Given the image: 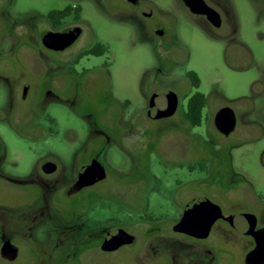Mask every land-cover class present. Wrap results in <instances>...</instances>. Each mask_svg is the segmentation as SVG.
<instances>
[{
	"label": "rangeland",
	"instance_id": "1",
	"mask_svg": "<svg viewBox=\"0 0 264 264\" xmlns=\"http://www.w3.org/2000/svg\"><path fill=\"white\" fill-rule=\"evenodd\" d=\"M205 2L219 8L222 15L223 26L219 30L213 29L214 33L201 19L193 16L181 0H140L137 7L123 0H4V5L7 6V16L19 23H28L55 10L71 9L66 25H79L82 22L84 32L63 54L65 61L61 59L60 62H73L79 50L90 48L95 42L106 47L103 55L83 58L79 64L71 67L77 73L95 68L100 74H107L115 99L111 122L116 129L122 130L127 122L126 113H134L142 104L145 76L160 64L163 65L160 83L173 88L181 81L188 94L194 93V90L186 77L187 72H194L200 78V92L209 95L217 91L228 98L249 97L253 83L264 79V70L248 68L251 52L258 61L263 56L260 50H264V0ZM149 12L150 16L147 17ZM49 28L45 26V29ZM155 29L160 31L158 36H155ZM87 32L94 38L85 45ZM13 42L11 37L4 35L0 42V54H8ZM168 53L173 57L165 62V56L170 55ZM225 54L230 61L228 65L224 62ZM236 58L240 62L235 70ZM33 61L42 66L35 55ZM0 93L4 100L9 95V90L1 83ZM59 95L65 97L63 93ZM126 101L130 102V106L125 110ZM209 101L212 110L221 103L218 99ZM259 113H264L261 106L256 114ZM38 118L40 126L33 123L31 127L35 130L40 128L41 135L26 137L28 139L18 136L7 123L0 122V139L6 146V155L0 165L3 172L22 178L32 177L36 173L38 158L49 154L57 156L63 168L72 171L76 154L82 149L91 130L88 118L78 116L73 107L59 97L48 98ZM172 121L173 118L160 119L154 121L153 125L160 127ZM205 124L207 129L213 130L208 121ZM189 133L187 136L175 133L173 129H165L152 137L149 133H137L132 138L116 134L103 153L102 161L108 170V178L90 191L88 209L95 206V210L83 220L86 225L94 223L108 227L110 235L114 229H124L136 237L133 246L110 254L92 248L90 244L74 247V238L63 230L64 225L73 223L61 218L63 204L59 200L55 207L52 205L50 208L53 225L48 230H40L44 224L42 222L27 230L31 225L26 222L28 209L39 206L40 199L30 206L19 200L3 215L4 227L0 235L13 236L20 248V255L13 263L3 262L0 258V264H169L168 260L159 261L156 258L157 237H162L164 246L171 245L166 234L162 236L164 232L158 229L162 224L175 222L181 213L185 185L176 187V195L158 197L152 193L160 185L147 182L146 167L153 168L152 171L162 177L163 184L173 186L177 179L187 178L185 171L173 172L171 169L180 161L181 153L190 150L188 160L194 157L193 161L203 166H195L194 180L204 176L213 183L220 176L234 175L259 177L264 183V168L259 163L264 142L256 147L251 146L249 140L242 147L229 152L220 146V139L215 133L203 127ZM255 133L256 130L249 128L250 135ZM211 153L222 162V166L216 168H222V173H216L215 168L209 169L210 164L204 160L202 155ZM199 156L202 157L200 160ZM62 184L63 181L57 187H63ZM101 194L111 196L102 199ZM146 197L150 198L147 212L143 207ZM107 206L111 208L110 211H106ZM14 225H17L18 231L10 232ZM173 237L176 235L173 234ZM225 238L234 243L228 232ZM168 249L184 257L190 254L187 248L177 245H171ZM244 251L231 246L211 253L217 257L218 264H238Z\"/></svg>",
	"mask_w": 264,
	"mask_h": 264
},
{
	"label": "flooded vegetation",
	"instance_id": "2",
	"mask_svg": "<svg viewBox=\"0 0 264 264\" xmlns=\"http://www.w3.org/2000/svg\"><path fill=\"white\" fill-rule=\"evenodd\" d=\"M123 1L137 7L140 0L134 4L127 0ZM211 8L220 16L221 25L218 28L212 26L205 16L193 14L187 9L193 16L201 19L211 33H214L213 29L219 30L222 28L223 19L218 7V9ZM66 9L52 11L58 13L57 18L53 20L50 19V12L47 16L36 17L28 23H19L7 16V6L4 5V0H0V42L6 34L14 41L8 54H0V83L9 90V95L5 100L0 93V122L7 123L12 131L22 138L39 137L41 135L40 128L35 130L31 125L35 123L39 127L38 117L44 103L50 97H59L60 100L71 105L78 116L88 118L91 123L87 141L82 149L77 152L72 171H67L63 168L59 158L51 154L38 158L35 166L36 173L32 177L22 178L18 175L7 174L0 167V234L3 232L2 227H4L2 225L3 215L8 209H12L13 205L16 204L15 202L19 200L21 202L23 200L26 205L30 206L40 199L38 202L39 206L34 205L33 208L28 209L26 216L29 218H27L28 221L26 222L31 225L28 226L27 230L40 222L44 223L41 225L40 230H48L53 225L50 217V208L52 205L55 207L59 200L63 204L62 208H64V210L61 208V218L73 223L64 225L63 230L74 238V247L80 244H90L92 248L101 249V245L106 236L110 234V230L106 226L100 227L94 223L86 225L83 218L89 212L93 213L95 210L93 205L91 209H88L90 191L108 178V170L102 161V156L106 148L113 142L116 134L132 138L137 133H149L150 137H152L161 133L162 130L173 129L175 133H184L189 136L191 130L203 127L207 131L215 133L220 139V146L226 148L229 152L242 147L249 140L251 146L258 147L264 142V113L256 114L260 106L264 110V79L256 80L253 83L252 93L249 97L228 98L217 91H213L209 95L200 92V78L194 72H187L186 77L188 82H190L191 89L194 90V93L188 94L185 92L184 84L181 81L172 86L173 88L163 86L160 83L159 76L162 75L163 66L160 64L145 76L142 104L134 113H126L127 122L122 130L116 129L111 122L114 117L112 108L115 99L110 91L107 74H100L95 68L77 73L71 67L79 64L83 58L93 56L89 54L81 57L83 52L92 49L100 43L95 42L90 48L79 50L77 58L73 62L67 64L60 62L61 59L65 61L66 57L63 54H66V51L84 32L82 22L79 25H66V19L70 16L66 14ZM146 16H150V12ZM76 17L77 19L79 18L78 13ZM46 25L51 27L49 28L50 30L45 29ZM76 28L80 29L78 38L73 44L63 50L49 48L43 42V37L47 33H58L64 29ZM39 30L41 31L39 32ZM154 32L155 36L160 34L159 29H155ZM224 35L226 36V34ZM93 38L94 36L87 32L84 44H89ZM260 53L263 55L260 61L256 59L255 54L252 52L249 54L248 68L264 70V50H260ZM34 55L42 63V66L34 63ZM171 56V54L165 56V62L171 61ZM224 62L225 65L230 62L227 54L224 55ZM239 62L240 59L236 58L235 70ZM190 73L194 74L193 81L196 80L197 85H194L191 77H189ZM61 93L65 97H60L59 94ZM195 96L198 97L195 98ZM200 98L203 100L201 120L195 125V105L198 104ZM215 99H218L221 103L217 109L212 110L209 100ZM151 101H159L162 107L171 113L169 117L161 119L173 118V123L164 124L160 127L153 125L154 121L160 119H151L148 116L150 109L157 111V108H152ZM124 105L126 110L130 106V102L126 101ZM221 109H229L235 119L234 129L228 134L219 132L215 126V116ZM248 116H252V118L250 117V120H248ZM206 121L212 125L213 130L205 127ZM249 128L256 130V133L250 135ZM232 134L234 135L231 137ZM189 153L190 150L183 151L180 161L176 162L171 169L173 172L185 171L187 173L185 180L179 178L173 186L163 184L162 177L152 171L153 168L146 167L145 169L147 182H156L160 185L152 194L162 198L173 194L176 195V187L183 185H185V188L182 187L184 188L182 190L183 194L186 192L185 195H182L184 199L183 208L175 222L170 225L162 224L158 230L164 232L161 233L162 236L166 234L165 236L170 239L168 241H170L171 245L187 248L190 256L184 257L183 254L178 255L176 252L170 251L168 248L171 245L164 246L161 242L162 237L159 239L157 237L158 242L157 246H155L157 260H168L169 264H218L217 257L213 256L211 252L220 250L222 247L228 249L234 246L245 250L238 263L245 264V256L250 251L258 246L264 247V183L261 182L259 177H237L234 175L228 177L220 176L213 183L210 182L209 177L204 176L197 177V180H194L192 175L195 166H202V164L194 162V157L188 160L187 155ZM5 155L6 146L0 139V165ZM202 156L210 164L209 169H216L218 166H222V162L213 157L215 156L214 153L203 154ZM201 158L199 156L198 160ZM93 161H97L104 167L105 178L92 186L83 187L78 192L69 194L70 188L78 181L80 170L91 165ZM259 163L264 168V145L259 154ZM216 170V173H222V168ZM62 181L64 186L57 187ZM195 189L198 191L195 192ZM106 196L111 195H100L102 199ZM207 201L214 204L221 215L211 225L208 235L205 238H197L182 232L179 225L182 222L187 206L192 202H199L198 205L202 207L198 210L204 215L208 211L205 208ZM8 205L10 208H8ZM149 205L150 198L146 197L143 203L144 211H148ZM102 210L104 211V208ZM110 210L111 208L107 206L106 211ZM95 216L98 215L96 214ZM74 218L76 219L74 220ZM16 226H12L14 228L10 232H17L18 227ZM227 232L229 236L233 237L234 243H231L230 237V239L225 238V233ZM168 233H172V235L169 236ZM173 234L176 237H173ZM6 242H9L18 250V256L14 261L9 262L1 257V248ZM135 242L136 237L132 244L121 246L115 251L101 250L106 254L115 253L120 249L133 246ZM19 255L20 248L14 241L13 236L0 235L1 260L6 263H13L19 258Z\"/></svg>",
	"mask_w": 264,
	"mask_h": 264
},
{
	"label": "water",
	"instance_id": "3",
	"mask_svg": "<svg viewBox=\"0 0 264 264\" xmlns=\"http://www.w3.org/2000/svg\"><path fill=\"white\" fill-rule=\"evenodd\" d=\"M134 4L138 0H127ZM183 4L196 15L205 16L210 24L216 28L220 27L221 19L219 14L209 7L204 0H181ZM80 29H64L58 33H47L43 37L44 44L55 50H63L69 47L78 38ZM152 108H157V111L150 109L148 116L151 119H161L169 117L170 112H167L159 101H151ZM215 126L221 133H230L235 126V119L229 109H221L215 116ZM45 167V166H44ZM105 178L104 167L97 161H93L88 167L80 170L78 181L70 188L69 194L78 192L83 187H89ZM199 202H192L187 206L182 222L180 223L181 231L197 238H205L210 230L213 222L221 217L219 209L209 201L205 204L208 210L207 214H201L198 210L201 208ZM193 229V230H192ZM135 241V236L127 233L122 229H116L112 234L106 236L101 249L105 251H115L124 245H130ZM18 256V250L9 242L3 244L1 248V257L9 262L14 261ZM245 264H264V247H256L245 256Z\"/></svg>",
	"mask_w": 264,
	"mask_h": 264
},
{
	"label": "trees",
	"instance_id": "4",
	"mask_svg": "<svg viewBox=\"0 0 264 264\" xmlns=\"http://www.w3.org/2000/svg\"><path fill=\"white\" fill-rule=\"evenodd\" d=\"M66 14L70 15L71 14V9H66ZM57 16H58L57 12H51L50 13V19H52V20L54 18H57ZM105 52H106L105 46H103L101 44H98V45H95L92 49L83 52L81 57H84V56L89 55V54H91L93 56H101ZM193 75H194L193 73L189 74V77H191L192 81L194 79ZM193 82H194V85H197V81L196 80H194ZM197 97L198 96H195V98H197ZM202 108H203V100H202V98H200V101L198 102V104L195 105V116H194V124L195 125H197L200 122V120H201V110H202Z\"/></svg>",
	"mask_w": 264,
	"mask_h": 264
}]
</instances>
